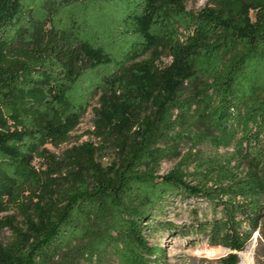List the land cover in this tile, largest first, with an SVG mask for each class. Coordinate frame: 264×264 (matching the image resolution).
Returning a JSON list of instances; mask_svg holds the SVG:
<instances>
[{
    "label": "trees",
    "instance_id": "16d2710c",
    "mask_svg": "<svg viewBox=\"0 0 264 264\" xmlns=\"http://www.w3.org/2000/svg\"><path fill=\"white\" fill-rule=\"evenodd\" d=\"M187 1L0 0V264L165 262L178 199L222 264L264 244V0Z\"/></svg>",
    "mask_w": 264,
    "mask_h": 264
},
{
    "label": "rangeland",
    "instance_id": "374dc122",
    "mask_svg": "<svg viewBox=\"0 0 264 264\" xmlns=\"http://www.w3.org/2000/svg\"><path fill=\"white\" fill-rule=\"evenodd\" d=\"M209 0H188L187 7L189 9L199 10L205 7ZM165 62L169 59L165 58ZM94 112L91 108L89 113L82 120L79 127L72 133L70 142L59 147L49 145L48 148L56 154H63L67 149L74 145H80L84 142H94L99 144V140L92 134L94 130ZM114 159V153L111 150L102 152L101 161L104 165H109ZM174 162H165L162 164L161 173L170 172L174 166ZM195 205V201L190 202L183 200H172L166 207L165 214L160 217L162 222L170 221L176 224L182 232H166L159 231L151 240L153 243H160L165 250V262L154 264H222L221 260L225 258L230 251L224 248H212L208 246L206 240L202 236L196 234H187L184 232L192 223L191 210ZM178 229V230H179ZM8 236V233L5 235ZM256 235L249 247L240 253V264H264V244L260 243Z\"/></svg>",
    "mask_w": 264,
    "mask_h": 264
}]
</instances>
